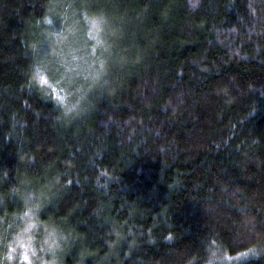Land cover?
I'll use <instances>...</instances> for the list:
<instances>
[{"label": "trees", "instance_id": "16d2710c", "mask_svg": "<svg viewBox=\"0 0 264 264\" xmlns=\"http://www.w3.org/2000/svg\"><path fill=\"white\" fill-rule=\"evenodd\" d=\"M71 13L103 64L60 100ZM26 209L60 264H264V0H0V242Z\"/></svg>", "mask_w": 264, "mask_h": 264}, {"label": "rangeland", "instance_id": "374dc122", "mask_svg": "<svg viewBox=\"0 0 264 264\" xmlns=\"http://www.w3.org/2000/svg\"><path fill=\"white\" fill-rule=\"evenodd\" d=\"M50 34L48 31L44 33L45 37L38 45V58L36 66L34 65L36 67L35 76L40 82L51 85L55 94L53 96L62 100L69 94L67 83H71L72 78L75 80L81 78L75 77L77 74V76L86 77V75L93 76L100 71L103 59L96 49H103L105 46L102 37V22L98 16H93V14L81 22L71 13L66 15V19L62 22L59 38L55 36L52 39ZM55 68H61V70L56 72ZM38 229L42 236L37 241L42 240L51 230L45 227ZM14 232L10 231L7 235ZM8 238L2 237L4 242H0V251L3 250ZM0 241H2L1 238Z\"/></svg>", "mask_w": 264, "mask_h": 264}, {"label": "clouds", "instance_id": "9594fccd", "mask_svg": "<svg viewBox=\"0 0 264 264\" xmlns=\"http://www.w3.org/2000/svg\"><path fill=\"white\" fill-rule=\"evenodd\" d=\"M19 221L20 226L0 251V264H60L59 253L67 243V236L53 228L37 241L38 220L31 209H26Z\"/></svg>", "mask_w": 264, "mask_h": 264}]
</instances>
